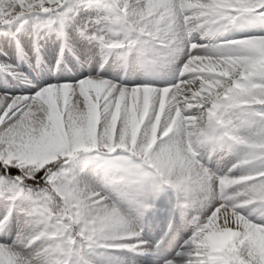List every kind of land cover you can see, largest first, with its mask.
<instances>
[{"label": "snow or ice", "instance_id": "obj_1", "mask_svg": "<svg viewBox=\"0 0 264 264\" xmlns=\"http://www.w3.org/2000/svg\"><path fill=\"white\" fill-rule=\"evenodd\" d=\"M52 34L55 78L10 62ZM0 38V264H264V0H0Z\"/></svg>", "mask_w": 264, "mask_h": 264}, {"label": "rangeland", "instance_id": "obj_2", "mask_svg": "<svg viewBox=\"0 0 264 264\" xmlns=\"http://www.w3.org/2000/svg\"><path fill=\"white\" fill-rule=\"evenodd\" d=\"M2 41L3 38H0V43H2ZM21 44L23 47V52L26 54V56H22L14 44L11 46V50L9 51L10 62L18 64L21 71L28 73L30 76L33 77H35L37 74L41 76L47 74L55 78V76L60 74L56 69L57 63L55 59L59 58L61 41L56 39L55 34H52L51 37H45L44 40L40 41L42 47L40 49L41 62L39 64H37L36 51L31 43V38L27 36L23 37ZM77 47H79V45H77ZM2 58L4 57L0 56V59ZM112 58L119 59L114 55L112 56ZM63 62L69 64V69H65V70H71L73 72L76 70V68H80V66L82 65L80 62L76 61V58L73 55V53L68 50L65 51ZM73 63L76 64V68H73ZM96 67L98 68L99 65L97 64ZM106 69L108 68L106 67ZM109 70L110 73L112 74H117L120 76L125 75V72L122 67L120 69L111 68ZM11 79L12 78L8 76L6 73L0 72V84H6ZM21 87L24 86L22 85ZM236 157L237 155L233 153L232 149L231 150L224 149L222 151H218L212 156V159L209 162V166L214 169L217 168L223 169L226 168L227 166H230V164L235 160ZM153 227H155V224L153 225ZM146 234H148L150 237L152 235L151 232H147V231ZM181 234L184 236V238H187V236L190 235V229L183 227ZM182 242L183 241L181 240V243Z\"/></svg>", "mask_w": 264, "mask_h": 264}, {"label": "bare ground", "instance_id": "obj_3", "mask_svg": "<svg viewBox=\"0 0 264 264\" xmlns=\"http://www.w3.org/2000/svg\"><path fill=\"white\" fill-rule=\"evenodd\" d=\"M58 59V58H57ZM57 59H55L56 63H57ZM97 59H99V57L97 56ZM66 65V69H69V64H66L63 62V64L61 65L62 68H64V66ZM90 66L88 65H81L80 68H88ZM105 67H107L108 69H120L122 67L121 62L119 59H113L112 56L109 58L108 60V64L105 65ZM56 69H57V65H56Z\"/></svg>", "mask_w": 264, "mask_h": 264}]
</instances>
